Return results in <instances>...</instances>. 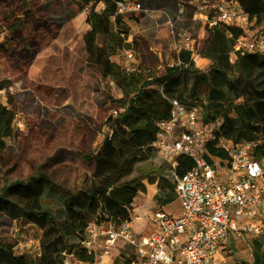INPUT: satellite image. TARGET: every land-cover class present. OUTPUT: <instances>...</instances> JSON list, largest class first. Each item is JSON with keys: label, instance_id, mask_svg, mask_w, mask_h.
<instances>
[{"label": "trees", "instance_id": "16d2710c", "mask_svg": "<svg viewBox=\"0 0 264 264\" xmlns=\"http://www.w3.org/2000/svg\"><path fill=\"white\" fill-rule=\"evenodd\" d=\"M82 11L91 0H70ZM101 0H95L99 3ZM104 0L105 9L92 7L87 13L90 30L85 37L89 65L97 68L103 80H111L122 97L112 99L118 114L109 119L110 134L96 154L88 157L95 164L91 186L71 190L57 186L42 169L26 181H15L0 190V214L11 221L35 225L45 234L36 257L16 254L15 245L0 243V264H60L63 255L93 264L94 256L82 246L91 222L121 223L132 221L133 203L149 185H157L154 201L158 208L176 201L173 172L165 166L142 171L131 177L136 168L153 159L157 150V123L169 119L172 99L187 109L202 110L204 123L221 122L218 137L234 143L264 139V53L236 52L235 41L244 31L227 25L209 29V38L202 56L211 62L208 72L195 67L193 55L181 51L176 64L167 67L159 77L141 73L127 74L115 60L124 50L132 49L124 17L117 14V2ZM236 2L249 16V23L264 30V0H227ZM95 5V4H94ZM144 13V12H142ZM135 15V14H132ZM130 16V15H129ZM232 35L230 37L229 35ZM0 42V46H1ZM157 83L158 89L152 88ZM16 113L12 97L0 102V155L8 139L15 136ZM217 137V138H218ZM218 140L207 144L211 156L226 159ZM260 152H263L260 154ZM264 155L259 151L258 156ZM177 174L192 170L194 163L187 157L178 158ZM56 194L62 200L60 211L66 215L58 221L47 199ZM79 239L80 243H70ZM125 264H129V260ZM253 264H264V243L254 241Z\"/></svg>", "mask_w": 264, "mask_h": 264}, {"label": "rangeland", "instance_id": "374dc122", "mask_svg": "<svg viewBox=\"0 0 264 264\" xmlns=\"http://www.w3.org/2000/svg\"><path fill=\"white\" fill-rule=\"evenodd\" d=\"M145 13L126 18L128 42L136 54L134 72L145 77H159L177 62L172 50L171 28L188 31L194 39L199 57L195 67L206 73L211 62L202 56L209 29L202 17L214 14L220 0H138ZM90 30L87 13L70 0H0V72L7 79L1 87L22 83L12 97L16 113L13 138L0 155V190L15 181H26L39 169L57 186L73 191L91 186L95 164L88 157L96 154L110 134L109 119L117 112L112 99L122 92L111 80H103L100 71L89 65L85 37ZM249 39H260L264 30L249 24ZM123 53L113 58L124 66ZM152 88L158 89L155 83ZM169 166L158 154L139 165L130 180L142 171ZM148 185V189L150 188ZM58 221L66 217L62 200L56 195L47 199ZM162 211L171 216L182 213L180 201L162 209L150 191L134 200L132 225L136 234H150V220ZM139 216L140 221L134 217ZM145 232V233H144ZM45 232L22 221H11L0 214V243L15 245L16 254L36 257ZM70 243H80L71 239ZM226 251L242 264H251L250 246L242 240L227 238ZM115 253V264H125ZM221 258V255L219 256Z\"/></svg>", "mask_w": 264, "mask_h": 264}, {"label": "built area", "instance_id": "2783aa9c", "mask_svg": "<svg viewBox=\"0 0 264 264\" xmlns=\"http://www.w3.org/2000/svg\"><path fill=\"white\" fill-rule=\"evenodd\" d=\"M116 5L117 14L124 17L146 12L138 0H120ZM92 7L97 12L104 10V0L97 4L91 0L84 12L89 13ZM212 8L214 14L202 16L210 29L227 25L244 31L235 41L232 61L236 52L264 53V36L260 39L247 37V26L252 23L238 3L220 0ZM169 24L173 52L179 56L181 51H189L196 61L199 53L191 34L176 30L170 20ZM122 53L125 72L134 73V50ZM5 81L7 79L0 72V102L8 94L15 95L22 89L21 82L1 87ZM170 105L169 119L157 123L154 147L173 172L182 213L171 216L155 212L154 219L150 220L154 230L147 235L136 234L129 220L91 222L82 246L94 256L93 264H115L116 252L124 261L129 260V264H242L229 257L232 253L225 252L222 243L231 237L250 246V263L253 264L254 241L264 243V155L258 156L259 151H264V139L234 143L218 137L220 121L204 123L201 109H187L177 99H172ZM114 114L116 116L118 111ZM216 140L217 147L226 152V159L209 154L207 144ZM179 157L191 159L193 169L177 174ZM134 219L141 220L139 216ZM60 264L88 263L64 254Z\"/></svg>", "mask_w": 264, "mask_h": 264}, {"label": "crops", "instance_id": "0c3cea01", "mask_svg": "<svg viewBox=\"0 0 264 264\" xmlns=\"http://www.w3.org/2000/svg\"><path fill=\"white\" fill-rule=\"evenodd\" d=\"M148 186V185H147ZM152 187H153V189L150 191V188L148 189V187H147V190L148 191H150V193H151V197H153V199H154V197H155V195H156V193H157V185L156 184H154V185H151ZM150 187V186H149ZM135 221H140V220H136V219H134ZM132 227H133V225H132ZM149 227L151 228V230H152V228H153V230H154V227H153V225L150 223L149 224ZM133 230H134V228H133ZM152 230V231H153ZM151 231V232H152ZM134 232H135V230H134ZM145 233V232H144ZM145 235H147L146 233H145Z\"/></svg>", "mask_w": 264, "mask_h": 264}, {"label": "bare ground", "instance_id": "6f19581e", "mask_svg": "<svg viewBox=\"0 0 264 264\" xmlns=\"http://www.w3.org/2000/svg\"><path fill=\"white\" fill-rule=\"evenodd\" d=\"M153 189V187L152 186H150V191Z\"/></svg>", "mask_w": 264, "mask_h": 264}]
</instances>
